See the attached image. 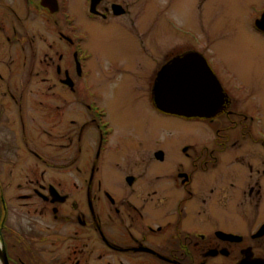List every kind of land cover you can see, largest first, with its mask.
I'll list each match as a JSON object with an SVG mask.
<instances>
[{
    "label": "flooded vegetation",
    "instance_id": "flooded-vegetation-1",
    "mask_svg": "<svg viewBox=\"0 0 264 264\" xmlns=\"http://www.w3.org/2000/svg\"><path fill=\"white\" fill-rule=\"evenodd\" d=\"M178 2L0 0L10 264H264V91L203 18L246 22L264 47V0H188L194 26ZM163 90L220 104L171 114Z\"/></svg>",
    "mask_w": 264,
    "mask_h": 264
},
{
    "label": "rangeland",
    "instance_id": "rangeland-1",
    "mask_svg": "<svg viewBox=\"0 0 264 264\" xmlns=\"http://www.w3.org/2000/svg\"><path fill=\"white\" fill-rule=\"evenodd\" d=\"M176 6L178 21L194 26L198 18L197 9L190 6L188 0H179ZM236 15L234 13V18ZM203 18L208 20L212 34L221 37V42L215 43L216 55L226 61L239 82L259 86L264 91V47L251 36L249 24L233 20L231 25H225L222 22L225 13L222 12L216 16L213 11H207L203 13ZM261 127L264 129V124Z\"/></svg>",
    "mask_w": 264,
    "mask_h": 264
},
{
    "label": "water",
    "instance_id": "water-1",
    "mask_svg": "<svg viewBox=\"0 0 264 264\" xmlns=\"http://www.w3.org/2000/svg\"><path fill=\"white\" fill-rule=\"evenodd\" d=\"M210 77L212 84H214L213 76L209 74L207 83L210 82ZM199 94V91L194 90H163L162 92L160 91L159 105L167 113L187 116L193 114L207 115L217 110L220 101L214 96L213 90L207 91L208 98L201 103L199 102ZM0 264H10L3 245L0 246Z\"/></svg>",
    "mask_w": 264,
    "mask_h": 264
},
{
    "label": "bare ground",
    "instance_id": "bare-ground-1",
    "mask_svg": "<svg viewBox=\"0 0 264 264\" xmlns=\"http://www.w3.org/2000/svg\"><path fill=\"white\" fill-rule=\"evenodd\" d=\"M0 246H2L1 243H0Z\"/></svg>",
    "mask_w": 264,
    "mask_h": 264
}]
</instances>
